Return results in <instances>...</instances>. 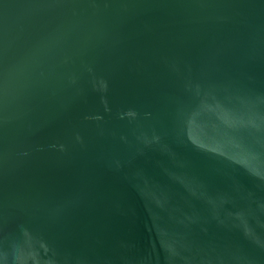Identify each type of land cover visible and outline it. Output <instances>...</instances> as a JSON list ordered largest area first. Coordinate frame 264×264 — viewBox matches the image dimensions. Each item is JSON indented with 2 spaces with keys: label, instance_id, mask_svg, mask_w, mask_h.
Instances as JSON below:
<instances>
[{
  "label": "water",
  "instance_id": "1",
  "mask_svg": "<svg viewBox=\"0 0 264 264\" xmlns=\"http://www.w3.org/2000/svg\"><path fill=\"white\" fill-rule=\"evenodd\" d=\"M0 264H264V0H0Z\"/></svg>",
  "mask_w": 264,
  "mask_h": 264
}]
</instances>
